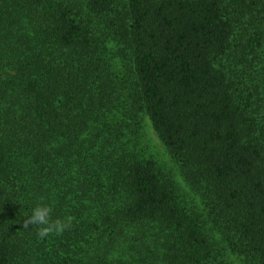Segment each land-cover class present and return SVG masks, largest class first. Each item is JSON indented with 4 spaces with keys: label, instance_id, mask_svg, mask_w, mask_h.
<instances>
[{
    "label": "trees",
    "instance_id": "obj_1",
    "mask_svg": "<svg viewBox=\"0 0 264 264\" xmlns=\"http://www.w3.org/2000/svg\"><path fill=\"white\" fill-rule=\"evenodd\" d=\"M127 1L0 0V264H227L139 151L141 113L264 264V0ZM41 202L63 233L22 229Z\"/></svg>",
    "mask_w": 264,
    "mask_h": 264
},
{
    "label": "rangeland",
    "instance_id": "obj_2",
    "mask_svg": "<svg viewBox=\"0 0 264 264\" xmlns=\"http://www.w3.org/2000/svg\"><path fill=\"white\" fill-rule=\"evenodd\" d=\"M122 5H127V0H120ZM117 49V44H111ZM129 59L120 57L118 61L117 73L123 82H127L125 88V100L131 103L137 99L136 89V73L134 67L128 61ZM131 79L128 80L127 78ZM140 129L136 136L139 139V151L144 154L146 158L153 159L157 162L160 169L170 177L176 184L181 195L184 205L189 211L197 215L201 220L206 231L211 236L217 254L227 264H248L247 261L237 254L228 241L225 239L221 231L216 227L213 218L210 214V209L207 206L202 194H200L188 181H186L178 162L169 152L163 141L156 132L150 117L144 113L140 115Z\"/></svg>",
    "mask_w": 264,
    "mask_h": 264
},
{
    "label": "clouds",
    "instance_id": "obj_3",
    "mask_svg": "<svg viewBox=\"0 0 264 264\" xmlns=\"http://www.w3.org/2000/svg\"><path fill=\"white\" fill-rule=\"evenodd\" d=\"M69 223L61 218L53 219V208L47 203H37L24 215L22 229L35 230L38 238L44 239L50 234L63 233Z\"/></svg>",
    "mask_w": 264,
    "mask_h": 264
}]
</instances>
